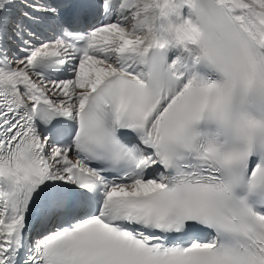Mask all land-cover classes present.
I'll return each mask as SVG.
<instances>
[{
    "label": "snow or ice",
    "instance_id": "snow-or-ice-1",
    "mask_svg": "<svg viewBox=\"0 0 264 264\" xmlns=\"http://www.w3.org/2000/svg\"><path fill=\"white\" fill-rule=\"evenodd\" d=\"M0 264H264V0H0Z\"/></svg>",
    "mask_w": 264,
    "mask_h": 264
}]
</instances>
